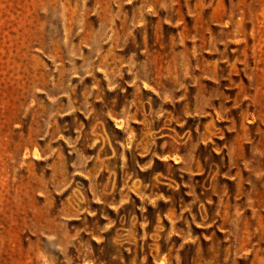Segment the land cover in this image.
<instances>
[{"label": "rangeland", "instance_id": "1", "mask_svg": "<svg viewBox=\"0 0 264 264\" xmlns=\"http://www.w3.org/2000/svg\"><path fill=\"white\" fill-rule=\"evenodd\" d=\"M0 264H264V0H0Z\"/></svg>", "mask_w": 264, "mask_h": 264}]
</instances>
